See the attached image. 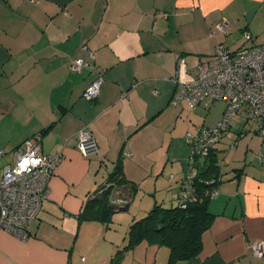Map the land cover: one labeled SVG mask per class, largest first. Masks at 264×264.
<instances>
[{
  "label": "crops",
  "instance_id": "0c3cea01",
  "mask_svg": "<svg viewBox=\"0 0 264 264\" xmlns=\"http://www.w3.org/2000/svg\"><path fill=\"white\" fill-rule=\"evenodd\" d=\"M220 20L228 22L227 34L213 33ZM218 43L264 46V0H0V175L26 140L45 155H60L28 236L0 232V264H104L129 225L107 236L111 226L78 223L76 215L118 161L117 175L143 186V193L162 203L176 195L189 154L186 132L215 123L222 109L204 116L215 102L193 109L170 98L176 78L189 79ZM78 57L85 61L79 71L70 67ZM98 77L97 99H85ZM87 124L98 150L84 157L76 133ZM245 128L234 147L229 133L215 150L228 155L218 194L208 203L214 216L201 251L174 264H264L247 252L251 241L264 240V145L253 121ZM114 190L112 198L131 192L127 184ZM88 229L87 240L111 244L78 258ZM168 254L164 246H141L132 260L167 264Z\"/></svg>",
  "mask_w": 264,
  "mask_h": 264
},
{
  "label": "built area",
  "instance_id": "2783aa9c",
  "mask_svg": "<svg viewBox=\"0 0 264 264\" xmlns=\"http://www.w3.org/2000/svg\"><path fill=\"white\" fill-rule=\"evenodd\" d=\"M216 32L227 34L228 22H216L213 33ZM251 38V35H245L246 41ZM84 65L81 57L70 62V67L77 71ZM100 85L99 77L92 80L83 92L84 98L95 100ZM181 101L191 108L208 106L216 101L225 102L222 119L217 125H199L195 131L186 132L185 139L191 148L189 162L196 155H206L208 149L218 142L221 127L230 117H241L245 123L253 121L264 140V46L230 49L224 43H218L212 58L200 61L189 79L176 78L170 102L178 104ZM76 139L77 149L84 157L97 153V143L88 124L78 130ZM258 157L262 160L263 154L258 153ZM59 159V154L41 153L34 140L25 141L24 148L16 154L15 162L5 167L0 175V232L18 239L28 236V227L48 193V182ZM216 194L217 191H213L212 196ZM248 249L253 257H261L264 241H254L248 244Z\"/></svg>",
  "mask_w": 264,
  "mask_h": 264
},
{
  "label": "trees",
  "instance_id": "16d2710c",
  "mask_svg": "<svg viewBox=\"0 0 264 264\" xmlns=\"http://www.w3.org/2000/svg\"><path fill=\"white\" fill-rule=\"evenodd\" d=\"M219 102L222 103L220 118L213 124L202 123L200 125L213 126L220 122L225 102ZM204 109L205 116L208 109L205 107ZM240 126H244V129H240ZM254 126L252 131H255L264 145V140L259 135L255 124ZM246 131L245 122L241 117H230L221 127L220 139L208 149L206 155H196L193 161L189 162L191 150L189 146L186 169L176 195L171 198L169 205L162 202L154 203L145 215L131 220L123 243L118 245L108 264H120L129 254L133 259L134 253L141 246L144 249L151 247L155 249L162 246L168 248L167 264H174L178 260H188L198 255L202 248V234L209 228L214 216L208 209V203L217 196L219 184L222 182V165L215 150L229 133L234 138L228 144L235 145V140ZM119 165L120 161L115 164L114 171L108 174L104 182L99 183L94 190L87 194L81 210L76 215L78 223L99 222L107 228L110 226L113 214L126 209L130 196L135 194L136 186L133 185V182L117 175L120 172ZM122 184L129 185L131 192H128L126 197L120 198L123 202L116 203V200H111V194L115 186ZM213 191H217L216 196H212ZM252 242L254 241L250 243ZM248 255L253 257L249 253ZM262 257L264 254L255 258Z\"/></svg>",
  "mask_w": 264,
  "mask_h": 264
},
{
  "label": "rangeland",
  "instance_id": "374dc122",
  "mask_svg": "<svg viewBox=\"0 0 264 264\" xmlns=\"http://www.w3.org/2000/svg\"><path fill=\"white\" fill-rule=\"evenodd\" d=\"M182 103H185V102H182ZM186 104V103H185ZM212 106V105H211ZM209 107L208 108V110H206L208 113L211 111L212 112V114L213 115H215V114H217L219 111H220V109H221V107H222V103L221 102H219V101H216L215 103H214V105L212 106V107ZM186 107V113H187V111H188V107L187 106H185ZM205 110V109H204ZM208 121H209V119H208ZM205 123V122H204ZM187 125H189L188 123H186V127L184 128V130H186V128L187 127H191L189 130H191L192 129V125H189V126H187ZM187 144V143H186ZM188 145V144H187ZM186 145V146H187ZM188 149H189V146H188ZM230 151H234V152H238V151H240V147H238V148H234V150H230ZM189 153V152H188ZM219 154H218V158H219V160H220V163L221 164H223V162L225 161V156L226 155H228V153L227 152H225V151H220V152H218ZM188 158V157H187ZM232 158H234V159H237L236 158V156H233ZM229 159H231V157L229 158ZM162 183H164V182H162ZM132 184V183H131ZM135 184V183H134ZM136 185V192H135V196L133 197V196H130V203H129V205H128V208L126 209V210H123V211H118V213H114L113 214V217H112V220H111V222H110V226L113 228V229H110V230H107V233H106V235L107 236H110V235H112L113 233H116V234H118L119 233V235H121V232H122V230H124L125 229V227L127 226V225H129L130 224V222H131V220L134 218V216H135V218L136 217H140V216H143V215H145L146 214V212L152 207V205L155 203V200H156V202H160L158 199H156V197L154 196V195H147L146 193H143L142 192V188H143V186H139V184L137 183V184H135ZM138 185V186H137ZM162 186H164V187H166L167 188V190L168 189H170V184L169 183H167V184H163ZM115 187H118V186H115ZM114 187V188H115ZM115 190L113 189V191H112V194H113V192H114ZM125 192V191H124ZM120 193L121 194H123L122 192H121V190L119 191V193L117 194V196H115L114 198H112V194H111V200H114V199H117V198H120V197H118L119 195H120ZM126 193V192H125ZM151 193V192H150ZM127 194V193H126ZM145 197H147V198H145ZM167 198L169 199V200H171V198H170V196H167ZM132 199V200H131ZM147 200V201H146ZM169 203L170 202H167V201H165L164 202V204H167V205H169ZM149 204V206L150 207H147V209H145L146 211L145 212H142L141 211V213H139L140 212V210H144V206L145 205H148ZM91 229H88L87 231H86V234H84L83 233V236H82V238H81V241H79V243H80V246H79V251L81 252L79 255H78V258L81 256V255H84V256H86V253L87 254H89V251H99V250H105V248H108V246L111 244L110 242H109V240H107V241H105V242H103L102 240H99L98 242H95V243H93V241L91 242V241H89V240H87L86 239V236L88 235V233H89V231H90ZM109 259H110V257H108L107 258V260H106V262L104 263V264H108V262H109ZM81 260H83V258H81ZM99 264H103V263H101V262H99ZM120 264H138L137 263V261L136 260H132V258H131V255L129 254L127 257H126V259H124L122 262H120ZM152 264V263H151Z\"/></svg>",
  "mask_w": 264,
  "mask_h": 264
},
{
  "label": "clouds",
  "instance_id": "9594fccd",
  "mask_svg": "<svg viewBox=\"0 0 264 264\" xmlns=\"http://www.w3.org/2000/svg\"><path fill=\"white\" fill-rule=\"evenodd\" d=\"M39 212H40V210H39ZM39 212H38V214H39ZM38 214H37V216H38ZM37 216H36V217H37ZM34 220H35V219H34Z\"/></svg>",
  "mask_w": 264,
  "mask_h": 264
}]
</instances>
